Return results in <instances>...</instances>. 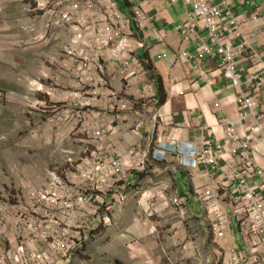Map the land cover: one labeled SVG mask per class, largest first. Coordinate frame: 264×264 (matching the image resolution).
<instances>
[{
	"label": "crops",
	"instance_id": "obj_1",
	"mask_svg": "<svg viewBox=\"0 0 264 264\" xmlns=\"http://www.w3.org/2000/svg\"><path fill=\"white\" fill-rule=\"evenodd\" d=\"M213 5L221 11V29L233 49L246 42L243 45L245 52L264 57V0H233L227 6H220L219 1L214 0ZM138 6L147 14L149 22L142 30L137 28V37L145 48L138 51L135 59L144 68L149 61L154 73L147 71L142 81L138 76L124 80L119 64L103 56L106 68L104 78L111 90L130 102L131 108L122 110L112 103L107 94L97 99L100 108L98 111L91 109V114L86 115L89 119L85 121L84 128L87 135L92 133L99 140L95 137V146L84 148L78 158L81 162L84 158H92L93 153L103 157L120 155L130 176L106 192L102 201L98 199V193H90L87 211H92L93 204H98L101 210L100 215L89 214L85 246L71 255L60 256L54 264H103L99 256L106 248L120 251L121 264L130 262V253L134 258L131 264H220L221 251L226 255L224 264H231L232 251L239 254V264H264L263 242L246 236L234 220L225 239L215 238L212 227L217 214L194 198L196 188L212 189L217 184L223 192L225 187L227 190V173H221L220 169L187 170L179 166L176 157L166 163H157L145 155L158 143L171 139L195 146L204 141H218L225 145L226 120L233 121L241 132L240 117L243 113L236 103L237 89L222 77L221 59L216 49L209 56L199 51L201 45H209L207 34L198 32L191 41H184L178 33V27L186 17L183 0H140ZM66 9L65 5L57 7L59 14L70 12ZM123 12L130 15L131 7L128 5L127 11ZM230 16L238 19L240 36L231 37ZM60 18L61 15L38 10L34 0H0V57H11L13 50L29 49L34 42L31 48L49 46L61 40L58 44L60 48H52L57 53L60 51L59 59L52 62L54 71L45 67L43 75H51L52 80L56 79L53 84L68 88L87 85L83 73L77 72L74 58L66 53L68 45L65 42L68 43L76 32L74 24L65 20L59 25L53 23ZM182 51L186 52V58L180 57ZM237 62L238 73L245 78L251 76L248 73L250 63L245 58ZM159 81L166 99L162 105L158 97ZM250 89L249 86L244 88L245 91ZM259 100L257 114H263L264 86ZM217 104L220 108L215 107ZM67 159L72 162L73 157L70 155ZM251 160L264 171V152L253 154ZM145 161L147 172L143 173L138 170V165ZM251 182L264 183L260 178ZM145 193L156 197L154 217L147 213L149 204L141 205ZM26 196H22L24 200ZM119 196H125L127 201L123 206L115 207ZM193 200L202 206V217L192 205ZM176 201H180L182 206L178 208ZM110 210L112 222L106 227L101 224V218ZM0 213L3 214L2 210ZM160 218L167 219L166 224L169 223L170 227H160ZM175 219L178 222L174 224ZM162 229L170 235L168 239L165 237L162 240ZM17 235L18 243H27L32 249L45 248L44 243L34 240L27 230L19 233L10 227V231L7 228L0 231V238L10 245L6 250L16 247ZM80 251L89 256L90 263L81 262L76 254ZM175 252L177 255L173 254ZM168 254L176 258V263L171 262Z\"/></svg>",
	"mask_w": 264,
	"mask_h": 264
},
{
	"label": "built area",
	"instance_id": "obj_2",
	"mask_svg": "<svg viewBox=\"0 0 264 264\" xmlns=\"http://www.w3.org/2000/svg\"><path fill=\"white\" fill-rule=\"evenodd\" d=\"M37 9L45 14H58L60 19L53 21L59 25L62 21L74 24L75 34L66 48L67 55L75 58L78 71L86 77L85 84L94 80L91 73L98 74L100 86L94 90L95 95H106L114 105L122 110L131 108L130 102L122 99L120 94L111 90L104 78L106 71L103 56L117 62L121 68L124 80L138 76L142 81L147 76V70L135 59L139 50L145 48L137 37V28L142 30L149 22L147 14L140 9V0H128L131 14H125L118 7L116 0H34ZM214 0H183L186 6L185 21L178 27L184 41H191L198 32L207 34L209 45H201L199 51L204 55H212L216 49L221 59L222 77L237 89L236 103L242 111L240 117L242 131L237 125L227 119L225 127L226 144L218 141H204L200 146L185 144L171 139L166 143L147 151V159L153 162L166 163L172 157L178 159L181 168L187 170L217 171L227 173L226 187L196 188L194 198L210 212L217 214L213 223L214 236L225 239L231 226L236 221L246 236L259 239L264 243V183L251 182L260 178L264 181V171L251 160L253 154L264 152V113L257 114L260 107V95L264 86V57L245 52L243 45L233 49L226 40L225 32L221 29L222 15L219 7L213 5ZM220 6H227L233 0H218ZM67 6L70 12H58V6ZM231 17L229 23L231 37L240 36L238 19ZM78 20L79 24H75ZM135 24V25H134ZM134 25V26H133ZM84 48L77 50L79 43ZM180 57L186 58L185 51ZM245 58L250 63L245 78L238 73L237 60ZM257 65V66H256ZM256 70L254 73L252 71ZM252 89L245 91V87ZM106 92V93H105ZM220 108V104L215 105ZM74 178H62L56 171L51 172L49 191H32L27 194L25 203L18 206L17 218L22 225V231L27 230L34 238L44 243L45 248L32 249L27 243H18L16 247L5 250L0 257V264H54L60 256H68L82 249L88 239L89 214L100 215L99 206H90V193H98V199L110 192L119 183L127 180L130 172L126 171L123 158L118 156L103 157L93 153L92 158L78 163ZM140 172H147L146 161L138 165ZM156 197L145 193L141 205L149 204L150 217L156 214ZM127 199L119 196L114 206H123ZM148 202V203H146ZM101 204V203H100ZM179 208L180 201L175 202ZM80 208V211H77ZM112 210V209H111ZM108 211L102 215L101 223L108 226L112 220ZM229 210V213H227ZM5 214L1 217L6 223L11 218V207L6 206ZM22 239V237L20 238ZM9 241V240H8ZM231 264H239L240 256L232 251ZM258 262V261H256Z\"/></svg>",
	"mask_w": 264,
	"mask_h": 264
},
{
	"label": "rangeland",
	"instance_id": "obj_3",
	"mask_svg": "<svg viewBox=\"0 0 264 264\" xmlns=\"http://www.w3.org/2000/svg\"><path fill=\"white\" fill-rule=\"evenodd\" d=\"M118 2L121 9L127 11L125 2ZM60 42L31 48L34 42L29 49L13 50L11 57H0V210L3 212L0 213V231L3 228L10 231V227L13 231H21V224L14 218H17L18 206L25 203L22 196L32 191L48 192L52 171H56L64 180L67 175L74 178L71 174L79 165L78 158L83 149L93 148L94 141L98 139L92 133L87 135L84 127L85 121L89 119L86 115L100 108L96 100L102 95L93 93V89L100 86L97 78L99 75L93 73L96 81L89 85L68 88L53 84L56 79L52 80L51 75L47 77L46 73H42L45 67L54 71L52 62L59 59L60 51L57 53L52 48H60ZM68 43L65 42V45ZM82 48L83 42L76 49ZM77 72L82 73L78 68ZM70 155L73 157L72 162L67 159ZM7 205L11 207L8 223L1 218ZM192 205L196 206L197 213L202 217V206L194 200ZM158 220L162 222L160 227H170L169 223L166 224L167 219ZM174 221L175 224L178 219ZM164 231H160L162 240L170 237ZM0 240L4 243L0 245L1 257L10 245L3 238ZM112 251L106 248L102 256H99L103 264H121L120 251ZM80 253L76 254L81 262L90 263L89 256ZM173 254L177 255L176 252ZM129 256L128 264H131L134 258L132 253ZM168 257L172 263H176L174 256L168 254ZM220 259V264H224L226 255L222 251Z\"/></svg>",
	"mask_w": 264,
	"mask_h": 264
},
{
	"label": "trees",
	"instance_id": "obj_4",
	"mask_svg": "<svg viewBox=\"0 0 264 264\" xmlns=\"http://www.w3.org/2000/svg\"><path fill=\"white\" fill-rule=\"evenodd\" d=\"M125 2L126 7L129 5V1L128 0H123ZM145 69L149 72V73H154V68L151 65V63L148 61L145 65ZM158 97L160 98V102L159 104L162 105L165 103L166 99L164 96V88L162 83L159 81L158 83Z\"/></svg>",
	"mask_w": 264,
	"mask_h": 264
}]
</instances>
